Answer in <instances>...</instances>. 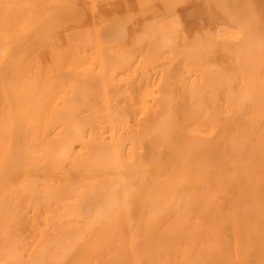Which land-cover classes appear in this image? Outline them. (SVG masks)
Here are the masks:
<instances>
[{
	"label": "bare ground",
	"instance_id": "6f19581e",
	"mask_svg": "<svg viewBox=\"0 0 264 264\" xmlns=\"http://www.w3.org/2000/svg\"><path fill=\"white\" fill-rule=\"evenodd\" d=\"M0 264H264V0H0Z\"/></svg>",
	"mask_w": 264,
	"mask_h": 264
}]
</instances>
